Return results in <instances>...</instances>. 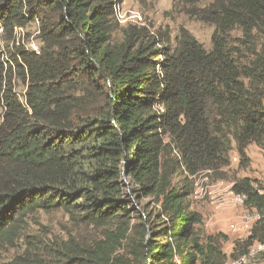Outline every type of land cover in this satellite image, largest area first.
I'll return each mask as SVG.
<instances>
[{
	"label": "trees",
	"instance_id": "16d2710c",
	"mask_svg": "<svg viewBox=\"0 0 264 264\" xmlns=\"http://www.w3.org/2000/svg\"><path fill=\"white\" fill-rule=\"evenodd\" d=\"M176 4L213 27L210 49L183 27L121 26L110 0H0V251L23 245L3 264H225L264 244V185L234 183L258 219L229 257L171 187L264 143V0ZM34 23L39 53L14 36ZM144 198L159 211L135 217ZM58 211L103 239L23 235Z\"/></svg>",
	"mask_w": 264,
	"mask_h": 264
},
{
	"label": "rangeland",
	"instance_id": "374dc122",
	"mask_svg": "<svg viewBox=\"0 0 264 264\" xmlns=\"http://www.w3.org/2000/svg\"><path fill=\"white\" fill-rule=\"evenodd\" d=\"M121 9L122 13L132 16L128 22L120 24L121 26H144L151 32L167 27L172 39L176 37L179 28L183 27L205 49L211 47L213 27L188 17L176 4V0H122ZM36 26L35 23L31 24L22 32L28 49L31 42L36 44L38 42L35 36ZM233 36L239 37L240 33L233 32ZM20 90L21 88L18 92ZM245 155V159H240L233 144L227 166L216 171H201L193 176L178 170L171 179L173 190L183 195L186 212L197 214L201 218L200 224L195 228L200 242L206 244L213 240L219 244L227 257L230 256L237 242L248 238L257 218L255 210L244 203L245 197L242 202L237 200L238 194L233 191L234 183L249 178L254 187L264 185V143L262 147L250 144ZM125 185L129 191L134 189L127 181ZM133 202V211L137 213L135 217L143 215L144 211L153 214L159 211L152 198H144L139 202L133 200ZM135 221L137 220L133 218L131 223ZM102 231L103 229L98 227L78 224L62 211L50 214L38 212L28 218L23 235H37L45 242L67 241L72 238L79 245L93 246L95 242L103 239ZM22 249V242H17L13 249L0 251V264L11 260ZM123 252L122 249L118 251L120 255ZM260 264H264L263 258Z\"/></svg>",
	"mask_w": 264,
	"mask_h": 264
},
{
	"label": "built area",
	"instance_id": "2783aa9c",
	"mask_svg": "<svg viewBox=\"0 0 264 264\" xmlns=\"http://www.w3.org/2000/svg\"><path fill=\"white\" fill-rule=\"evenodd\" d=\"M110 1L114 4L113 16H114V19L118 22V24L128 22L132 16L131 15L127 16L126 13H122V9H121L122 0H110ZM22 32H23V29L14 28V36L17 39L23 36ZM29 47L31 51L35 53H39V48L36 43L31 42L29 44ZM243 199H244L243 196L241 195L237 196V200L239 202H242ZM257 219H258V215H257L256 220ZM261 258L264 259V244L254 243L251 247L248 248V251L245 254L235 259H228L225 262V264H260Z\"/></svg>",
	"mask_w": 264,
	"mask_h": 264
}]
</instances>
